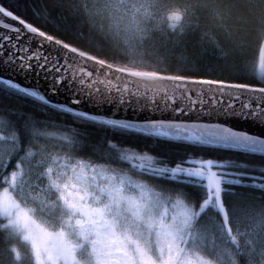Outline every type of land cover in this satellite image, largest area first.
I'll use <instances>...</instances> for the list:
<instances>
[{"label": "snow or ice", "instance_id": "1", "mask_svg": "<svg viewBox=\"0 0 264 264\" xmlns=\"http://www.w3.org/2000/svg\"><path fill=\"white\" fill-rule=\"evenodd\" d=\"M52 2L72 20V29L59 28L71 42L0 6V15L21 26L0 19V28L15 34L0 33V62L42 72L49 94L63 88L72 96L68 104L52 101L0 77L18 99L43 108L37 115L0 105V144H12L16 156L14 170L0 164V238L13 264H24L21 242L30 248V264H249L257 248L264 250V211L241 213L229 198L241 195L233 186L264 191V172L250 175L230 159L173 163L107 135L264 156V136L221 122L264 127V86L197 78L196 65L176 62L164 43L166 30L174 34L186 20L198 30L195 20L209 16L218 22L224 60L243 59L247 36L224 30L216 0H196L195 11L165 8L162 0ZM253 4L260 8L259 0ZM251 30L264 46V14ZM257 72L264 79V63ZM82 103L99 112L73 107ZM121 109L125 117L117 118ZM142 112L147 119H136ZM164 115L171 118L152 119ZM184 116L195 119H176ZM52 128L64 134L42 131ZM81 248L87 261L77 255Z\"/></svg>", "mask_w": 264, "mask_h": 264}, {"label": "trees", "instance_id": "2", "mask_svg": "<svg viewBox=\"0 0 264 264\" xmlns=\"http://www.w3.org/2000/svg\"><path fill=\"white\" fill-rule=\"evenodd\" d=\"M165 8L184 5L193 7L194 0H162ZM0 6L6 7L13 11L15 15H19L27 22L33 23L34 26L41 27L42 30L48 31L50 34H56L59 38L70 40V32L66 37L63 32L59 31L61 25L72 29V20L69 17L65 19V14H61V10L53 6L52 0H0ZM225 15L227 13L225 12ZM191 20L184 21L178 27L174 34L165 31V45L171 56L176 62L190 61L196 65L192 75L197 78L221 79L229 83H247L252 86H264V79L257 72V67L264 63V46L257 42L255 33L249 29L247 32L241 27L245 24L244 20H226L224 25L225 31H230L233 35L245 34L247 36L248 46L243 59L233 58L224 60L219 50L218 33L220 28L209 23L208 18L197 19L195 23L198 30L191 28L189 25ZM211 35L213 40L207 37ZM79 46V45H78ZM82 50H86L82 48ZM0 105L12 108H23L26 112H35L37 115L42 114L43 108L41 102L34 101L32 98L20 100L15 94V90L7 88L0 84ZM49 115L56 116L54 111L49 110ZM3 119V118H0ZM57 119H68V117L57 116ZM3 131V128H0ZM46 134L53 137L62 135L61 131L56 128L42 129ZM99 131L96 136H100ZM113 141H121L125 145L135 146L150 150V153L158 154L162 158H166L170 162H176L188 158H215L223 162L226 159L234 160L237 163L245 164L250 170V175L260 176L264 172V156L247 155L233 152H218L209 149L191 147L179 143H169L163 141L154 142L140 135H120L107 133ZM55 142V141H53ZM13 151L8 154V158L1 164H6L8 170H14L16 163L15 149L9 144ZM103 166V165H101ZM232 191L241 195L230 197V201L234 208L249 209L251 212L261 213L264 211V191L251 187L233 186ZM259 209H258V208ZM215 218L209 216L208 219ZM19 250L24 255V264H30L29 255L30 248L26 243L18 244ZM0 264H13L11 256L0 238ZM249 264H263L260 258L254 253L250 258Z\"/></svg>", "mask_w": 264, "mask_h": 264}, {"label": "water", "instance_id": "3", "mask_svg": "<svg viewBox=\"0 0 264 264\" xmlns=\"http://www.w3.org/2000/svg\"><path fill=\"white\" fill-rule=\"evenodd\" d=\"M0 19L4 20L6 23L12 24L16 27H21L17 21L11 20V18L5 17L0 15ZM0 33L15 36L14 33L10 32L8 29H2L0 28ZM33 46H35V41H33ZM4 55H7V52L4 53ZM0 77L5 79H11L14 82L20 83L22 86H28L35 90H40L43 94H45L50 100L52 101H59L63 103H70L72 96L70 93L67 92L66 89H61L58 91L55 95H51L48 93V82L43 79V73L37 74V71H32L31 73H25L17 71L14 67L5 65L3 62H0ZM73 107H81L89 112H99L96 108H88L86 104L81 105H73ZM104 113L107 115H112L113 109L112 108H105ZM117 118L125 117V113L123 109H121L119 112L116 113ZM127 119H133L134 113L129 110L126 114ZM138 120H145L147 119V112H142L138 117H135ZM170 119L171 115H164V116H153L152 119ZM184 119V120H194L195 116H184V117H176V119ZM207 119V117H205ZM221 122L230 124L234 128L238 130H247L249 133L258 134L261 136H264V127L257 126L255 123L251 121H241L239 119H229V120H223L221 119Z\"/></svg>", "mask_w": 264, "mask_h": 264}, {"label": "clouds", "instance_id": "4", "mask_svg": "<svg viewBox=\"0 0 264 264\" xmlns=\"http://www.w3.org/2000/svg\"><path fill=\"white\" fill-rule=\"evenodd\" d=\"M196 0H194L193 11H195ZM258 9L253 0H216L215 7L225 15L226 20H244L245 24L241 27L245 32L255 26L256 20L264 14V0H259ZM209 23L219 27L218 22L211 16L208 17Z\"/></svg>", "mask_w": 264, "mask_h": 264}, {"label": "rangeland", "instance_id": "5", "mask_svg": "<svg viewBox=\"0 0 264 264\" xmlns=\"http://www.w3.org/2000/svg\"><path fill=\"white\" fill-rule=\"evenodd\" d=\"M12 151H13V148L9 144H0V164L2 163V161H5V159L9 157L8 154H10ZM100 167H104V166H100ZM25 179L26 180H30L31 177L30 176H26ZM51 211L54 213L55 209L53 208ZM240 212L244 213V214H247V213L251 212V210L245 208V209H240ZM256 215H257V217H259L260 213H256ZM212 219L213 218H210L208 220H212ZM255 254L260 258L261 263L264 264V250H262L260 248H257L256 251H255ZM77 255L83 261H87L88 258H89V253H88L87 249H85V248L77 249Z\"/></svg>", "mask_w": 264, "mask_h": 264}]
</instances>
